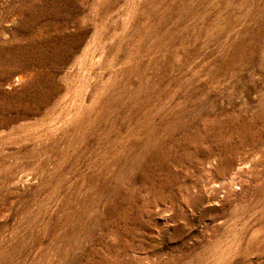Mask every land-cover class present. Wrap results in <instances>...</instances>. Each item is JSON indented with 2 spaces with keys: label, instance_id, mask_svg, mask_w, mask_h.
<instances>
[{
  "label": "rangeland",
  "instance_id": "374dc122",
  "mask_svg": "<svg viewBox=\"0 0 264 264\" xmlns=\"http://www.w3.org/2000/svg\"><path fill=\"white\" fill-rule=\"evenodd\" d=\"M0 264H264V0H0Z\"/></svg>",
  "mask_w": 264,
  "mask_h": 264
},
{
  "label": "bare ground",
  "instance_id": "6f19581e",
  "mask_svg": "<svg viewBox=\"0 0 264 264\" xmlns=\"http://www.w3.org/2000/svg\"><path fill=\"white\" fill-rule=\"evenodd\" d=\"M223 250V249H222ZM220 254H222V253H220ZM221 257V256H220Z\"/></svg>",
  "mask_w": 264,
  "mask_h": 264
}]
</instances>
